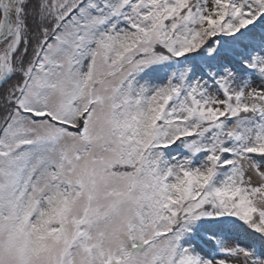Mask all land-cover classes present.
<instances>
[{"label":"snow or ice","instance_id":"snow-or-ice-1","mask_svg":"<svg viewBox=\"0 0 264 264\" xmlns=\"http://www.w3.org/2000/svg\"><path fill=\"white\" fill-rule=\"evenodd\" d=\"M0 264H264V0H0Z\"/></svg>","mask_w":264,"mask_h":264}]
</instances>
